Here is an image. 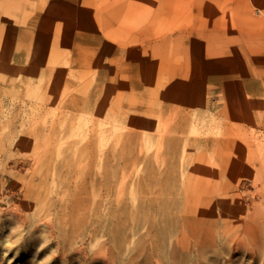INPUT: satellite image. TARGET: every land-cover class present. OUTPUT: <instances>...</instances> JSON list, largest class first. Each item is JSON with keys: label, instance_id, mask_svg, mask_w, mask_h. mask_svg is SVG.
I'll return each instance as SVG.
<instances>
[{"label": "rangeland", "instance_id": "1", "mask_svg": "<svg viewBox=\"0 0 264 264\" xmlns=\"http://www.w3.org/2000/svg\"><path fill=\"white\" fill-rule=\"evenodd\" d=\"M125 177L177 229L113 264H264V0H0V264H103Z\"/></svg>", "mask_w": 264, "mask_h": 264}, {"label": "bare ground", "instance_id": "2", "mask_svg": "<svg viewBox=\"0 0 264 264\" xmlns=\"http://www.w3.org/2000/svg\"><path fill=\"white\" fill-rule=\"evenodd\" d=\"M108 184L109 183L106 182V185H104L106 190H109L108 187L110 186ZM128 188V181L125 177L122 182V187L116 192V196L114 197L116 209L113 213L108 214L106 219L97 227L94 226L95 228L93 233L89 238L94 239L99 237L101 234L110 235L106 241L99 244V248L102 250L101 255L99 253L93 254L90 258L92 261L100 260L103 264H113L114 262L120 261L123 256H127L132 252V249L129 248L130 233L133 231H139L145 225H148L150 227V231L154 234L152 240H150V244L153 247L152 254H155V256L156 254H163V248L161 246L155 247V244L160 242L164 233L170 232V235H175L177 229V215L170 212V208L174 211L175 205L173 201L168 200L166 203L162 204L161 208L156 205L157 208L154 207L153 212H147L144 206L133 209L132 203L127 198ZM90 193L91 195H94L96 190L92 188ZM86 194L88 195V192H86ZM80 196L83 197L82 195ZM72 199L78 200L77 197ZM82 200H84L85 204L73 207V211L75 212L71 216L66 217L63 214V217L69 219L70 221L64 222V226H61L62 232L65 233L67 231L69 222H72L70 226L77 227L78 224L80 225L77 221V217L80 215L81 211H83L81 215H86V211H88L86 205L87 197H83ZM112 204L113 203L111 202V205ZM74 233L75 232H72V234ZM85 236L87 237L84 232L83 237ZM175 248L176 244L175 241H173L170 247V258L167 260L172 259V257L174 258L176 254ZM140 251L142 250L139 249L137 254L133 255L131 259L126 260L124 264H151L153 261L155 262L156 258L154 255H152L154 258L143 257ZM109 254H111L110 258L108 257ZM162 254L157 257L166 259L167 256L163 257ZM85 258L89 259L88 255H85Z\"/></svg>", "mask_w": 264, "mask_h": 264}]
</instances>
